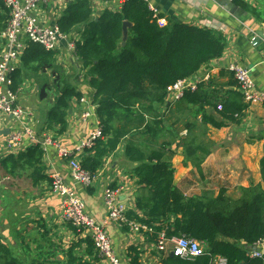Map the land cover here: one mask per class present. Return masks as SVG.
I'll use <instances>...</instances> for the list:
<instances>
[{
  "label": "trees",
  "instance_id": "trees-1",
  "mask_svg": "<svg viewBox=\"0 0 264 264\" xmlns=\"http://www.w3.org/2000/svg\"><path fill=\"white\" fill-rule=\"evenodd\" d=\"M233 2L243 5L240 0ZM92 5V0H72L57 23L71 37L75 56L89 68V82L95 92L93 103L97 106L101 137L85 151L81 166L99 173L106 158L124 148L126 158L136 164L133 174L137 184L150 192V197L136 198V206L145 217H132V211L127 215L149 227L155 244L158 234L165 231L170 237L186 235L196 239L206 250L205 255L190 261L168 253L167 262L210 264V257L218 256L226 258L227 264H264V256H252L250 249L264 240L261 185L243 189L236 201L223 194L213 199L186 197L174 184V152L167 140L160 142L163 133L164 138L167 132L172 134L164 124L167 111H162L171 105L167 99L169 88L219 58L227 44L225 37L190 24L160 26L161 17L155 15L146 0H127L122 11L105 10L99 17L93 16ZM8 20L9 10L0 1V31L6 28ZM124 21L133 26L123 47L120 42ZM75 31L78 35L72 37ZM57 60V50L48 51L40 44L28 43L21 66L13 75V89L19 91L25 71L53 69ZM236 86L237 90L230 91V98L220 99L199 84L196 90L185 91L179 101L197 107L194 115H201L203 124L221 129L230 123L240 124L249 108L237 81ZM47 94L42 89V95ZM82 97L76 85H62L43 131L49 133L58 128L57 133L64 134L73 101ZM42 146V142H37L18 156H7L1 164L12 175L22 166L32 169L31 178L38 184L47 178ZM260 165L264 182V155ZM38 231L20 225L13 234L15 244L0 233V264H86L71 254L67 261H62L51 239ZM94 256L101 259L97 253ZM138 260L136 253L132 264H141Z\"/></svg>",
  "mask_w": 264,
  "mask_h": 264
},
{
  "label": "crops",
  "instance_id": "crops-1",
  "mask_svg": "<svg viewBox=\"0 0 264 264\" xmlns=\"http://www.w3.org/2000/svg\"><path fill=\"white\" fill-rule=\"evenodd\" d=\"M71 1L42 0L31 15L42 26L53 28ZM92 1L94 17H99L105 10L120 12L125 4L122 0ZM233 1L225 5L224 0H146L165 24H190L225 37L227 44L223 54L186 80L196 86L203 84L208 93L220 99L230 98V91L237 90L235 77L228 69L231 63L246 66L256 90L264 94V0H240L241 6ZM1 32L0 56L3 49ZM77 35L75 31L72 37ZM70 39L68 36L59 43L55 68L41 72L25 71L18 101L32 113L29 124L41 137L40 142L52 135L60 146L76 151L92 133L98 116L97 106L93 103L95 92L89 82V68L84 67L69 48ZM65 83L76 85L84 101H73L64 134L59 135L58 128L46 133L43 130L48 111L54 105L59 88ZM42 89L47 90L46 96L42 95ZM197 109L181 101L162 108V111H167V117L169 115L168 122L164 124L172 125V134L167 133L170 138L167 142L174 152L172 165L177 188L190 198L213 199L223 194L233 201L241 198L243 189L261 185L264 190L260 165L264 155V104H250L240 124L230 123L221 129L203 124L202 116L194 115ZM86 112L90 116L84 118ZM181 122L184 123L182 132L178 129ZM18 130L13 120L0 113V207H3L0 209V233L15 244V230L25 225L36 233L38 230V233H46L62 261H67L71 254L78 262L109 264L94 256L97 252L89 234L75 231L71 224L61 219L62 196L52 191V181L59 175L85 202L88 216L99 224L106 222L104 192L108 187L123 186L120 200L126 204L127 213L132 211V217L144 218V212L136 206V198L150 197V192L137 184L133 174L136 164L126 158L124 148L120 147L106 158L98 181L91 187H84L72 178L68 162L60 157L57 147L43 145L42 161L47 178L34 184L32 169L22 166L12 175L1 164L7 156H18L36 143L25 135L21 144L10 150V136ZM84 154L86 152L77 154L80 161ZM20 208L25 211H19ZM107 232L121 264H132V256L136 253H139L141 264H172L167 262V254L158 251L151 231L135 232L125 225L108 222ZM213 258L210 257L211 261Z\"/></svg>",
  "mask_w": 264,
  "mask_h": 264
},
{
  "label": "built area",
  "instance_id": "built-area-1",
  "mask_svg": "<svg viewBox=\"0 0 264 264\" xmlns=\"http://www.w3.org/2000/svg\"><path fill=\"white\" fill-rule=\"evenodd\" d=\"M5 3L9 10V20L7 26L1 32L3 49L0 56V113L4 114L14 121L19 130L11 134L9 139V148L13 150L21 144L25 135L29 136L33 142H40V138L30 126L32 113L21 106L18 101L19 91L13 89V75L21 62L24 50L28 43H37L48 51L56 50L59 43L66 40L68 35L64 34L58 25L53 28L42 26L38 19L31 15V11L37 8L42 0H0ZM124 3L127 0H122ZM233 1V0H230ZM160 26H165L163 19H159ZM264 40V39H263ZM69 48L74 51L73 41H69ZM237 81L239 91L242 93L246 103L264 104V94L256 90L252 80L250 70L241 64L231 63L228 66ZM195 84H189L186 80L179 81L169 88V103L179 101L185 91L196 90ZM84 101V99H81ZM222 106H219L221 109ZM166 109V108H165ZM90 116L89 112L84 114V118ZM101 137V128L99 120L92 133L76 149L72 151L66 147L60 146L52 135L46 136L42 143L45 146H55L60 157L67 160L71 170L72 178L82 184L84 187L93 186L99 179V173H91L81 166V161L77 154L84 153L95 145V141ZM51 189L54 193L62 196L60 203V217L65 223L71 224L78 232H85L90 235L93 247L97 254L108 261L109 264H121L112 242L107 232V223L115 222L127 226L135 232L151 231L146 224L136 222L127 215V207L120 200L124 187H108L105 192V202L107 205L106 222L97 223L88 216L85 202L68 187L59 175H56L52 181ZM157 249L161 254H168L183 260H194L206 254V250L201 242L196 239L182 236H169L165 231H161L157 236ZM251 254L254 257L264 256V240L259 241L252 246ZM214 257L210 264H227L226 258Z\"/></svg>",
  "mask_w": 264,
  "mask_h": 264
},
{
  "label": "water",
  "instance_id": "water-1",
  "mask_svg": "<svg viewBox=\"0 0 264 264\" xmlns=\"http://www.w3.org/2000/svg\"><path fill=\"white\" fill-rule=\"evenodd\" d=\"M232 1L230 0H224V4L228 5L230 4ZM234 9H238L237 7H234ZM133 24L131 22L128 21H124L123 22V38H122V43L121 46H126L127 44V40L129 38V29L132 28ZM72 111L70 110L69 113H71ZM173 257V253L170 254Z\"/></svg>",
  "mask_w": 264,
  "mask_h": 264
},
{
  "label": "rangeland",
  "instance_id": "rangeland-1",
  "mask_svg": "<svg viewBox=\"0 0 264 264\" xmlns=\"http://www.w3.org/2000/svg\"><path fill=\"white\" fill-rule=\"evenodd\" d=\"M166 116H167V114H166ZM168 120H169V115H168V117H166V122H168ZM168 127H169V129L172 131V125L171 124H168L167 125ZM178 129L180 130V132H182V130L184 129V123H180L179 125H178ZM173 130L174 131H176V129H175V127L173 128ZM168 133V132H167ZM165 137V133H163V135H162V137H161V140H160V142L162 141V140H170V138L167 136L166 138H164ZM15 204V203H14ZM13 204V205H14ZM3 207H0V209H2ZM24 208H25V206H24ZM19 211H25V209H23V210H21V208L19 209ZM211 263V262H210Z\"/></svg>",
  "mask_w": 264,
  "mask_h": 264
}]
</instances>
